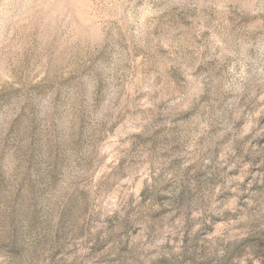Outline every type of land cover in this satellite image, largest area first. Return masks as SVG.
<instances>
[{
    "label": "rangeland",
    "instance_id": "rangeland-1",
    "mask_svg": "<svg viewBox=\"0 0 264 264\" xmlns=\"http://www.w3.org/2000/svg\"><path fill=\"white\" fill-rule=\"evenodd\" d=\"M0 264H264V0H0Z\"/></svg>",
    "mask_w": 264,
    "mask_h": 264
}]
</instances>
